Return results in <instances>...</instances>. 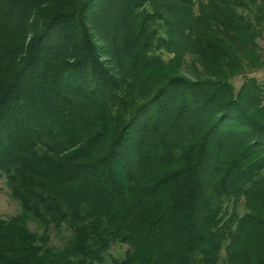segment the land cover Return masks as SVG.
Masks as SVG:
<instances>
[{
    "label": "trees",
    "instance_id": "obj_1",
    "mask_svg": "<svg viewBox=\"0 0 264 264\" xmlns=\"http://www.w3.org/2000/svg\"><path fill=\"white\" fill-rule=\"evenodd\" d=\"M263 35L264 0H0V264H264Z\"/></svg>",
    "mask_w": 264,
    "mask_h": 264
},
{
    "label": "rangeland",
    "instance_id": "obj_2",
    "mask_svg": "<svg viewBox=\"0 0 264 264\" xmlns=\"http://www.w3.org/2000/svg\"><path fill=\"white\" fill-rule=\"evenodd\" d=\"M259 43L261 45L263 54H264V35L259 39ZM107 62L111 61L108 60L110 55L106 56ZM184 72L189 74L190 76L192 75V70L188 67L183 68ZM252 75H254L256 78L259 80L264 81V68L262 69H257L254 72H252ZM244 77L243 76H237L233 79V82L236 86V89L240 87V85L243 83ZM241 210H244V207L242 204L239 205ZM21 212V205L20 202L13 197L12 195V189L9 184L8 178L6 175L0 176V217L3 218H8V217H13L16 216ZM31 227L36 229L37 226L35 223L31 224ZM65 232V231H64ZM64 232L62 234H64ZM62 241L61 237L53 235L52 243L59 244ZM125 246H115L112 249V252L114 254H121L124 250ZM225 253H223L224 255Z\"/></svg>",
    "mask_w": 264,
    "mask_h": 264
}]
</instances>
